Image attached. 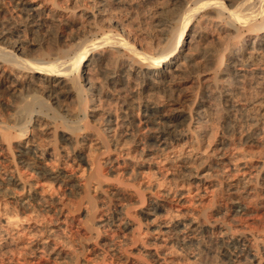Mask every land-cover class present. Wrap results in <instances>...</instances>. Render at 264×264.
<instances>
[{
  "label": "bare ground",
  "instance_id": "6f19581e",
  "mask_svg": "<svg viewBox=\"0 0 264 264\" xmlns=\"http://www.w3.org/2000/svg\"><path fill=\"white\" fill-rule=\"evenodd\" d=\"M15 1L16 6L21 12L27 16H37L40 20L53 19L58 11L57 4L55 6H45L46 3L39 4L34 0ZM156 1L158 0H138L139 3L143 4H150ZM169 1L170 3H167V6H162L161 4V7H158L157 11L159 13L156 11L157 14L155 19L153 18L155 30L157 33L161 34L158 38L159 43L156 42L157 47L153 53L149 50L151 54L145 53L133 48L134 46H130L131 44L128 42L130 39H126L124 36L125 34H123L124 32L117 33L115 30L117 34L107 33L103 37V41L114 38L112 39L114 43H117V45H125L136 53V61L130 60L121 68H117V64L116 66H111L109 60L112 57H107L109 52L106 53V51L100 47L102 41H98L99 39L79 44L76 41L78 47L72 56L69 55L70 51L68 52V49L54 44L55 47H50L51 49L47 50L44 57H33L35 60H32L26 57L27 54L24 47L17 45L15 48L8 50L7 46L2 45L1 43L3 42L12 47L14 43L12 40L4 42L6 37L3 31L0 30V84L6 85L5 82H8L10 79L12 81L16 80L18 83L30 88H34L33 92L37 89L48 95L61 94L62 92H66L70 96L75 95L78 100L77 103L81 106L80 110L83 114L88 116H94L96 113L94 105L90 104L91 99L103 98L106 100H117L121 105L120 119L128 116V109L137 96L135 94L136 92L133 93V91L132 94L126 95L125 90L130 86L140 85L142 94L145 96V101L147 102L144 110L145 122L152 126L150 128H152L155 133L153 138L156 143H158L157 145L162 146L161 149L168 151L165 160L174 166L173 175L181 179L183 183L195 187L197 198L192 206H197L198 208L201 206V208L195 212L193 209L195 207L192 208L190 205L191 202L186 198L185 191L183 190L177 189L173 191L167 189L160 195L153 196V194L144 212L146 220L151 222L153 226V229L151 228V230H148L155 231L158 237L164 240V242H170L173 239H182L181 241L184 243L192 241L193 239L197 240L198 237L197 235L195 236V234H198L200 230L208 227L205 221L200 220L199 213L201 216L205 215L207 206H203V199L210 192L214 193L216 187L219 188L224 184L228 194V204L237 212L244 209L242 200L245 196L251 194L250 192L253 189H264V155L261 159L255 160L254 162L251 160L254 157L253 153L247 152L241 154L236 151L237 147L235 145L236 148H231L230 145L232 143L230 134H233L235 131L236 133L244 131L240 135H242V140L246 145L251 146L258 143L264 146V0H203V2H201V0L191 9L184 0ZM101 2L103 1L95 0L93 3L94 6L97 7V14L99 17H97L94 22L92 21L93 23H89V30H97L103 27L114 28L121 23L120 20L112 16H107L106 9L103 7L104 3L102 4ZM157 3H159V1ZM164 3H166L165 0ZM204 7H210L212 11L210 13L207 11L209 14L206 13L207 15H203L201 21L194 23L193 17L197 15L198 12L202 11ZM169 9L174 11L171 16H162V12ZM175 19H180V22L178 21L180 25L175 30H172L169 28L171 27L170 23ZM208 20L212 22L214 28L221 30L220 34L213 35L214 33L211 34L207 31L208 29L207 25H205V21ZM146 29V34H148ZM151 33L154 34L153 32ZM75 37L76 36H74L73 39H75ZM158 39H156V41H158ZM201 40H206V42L213 41L214 43L221 42L222 47L217 51L216 48H214L215 46L211 44L213 46L208 47L201 45L202 47L197 49L196 44L199 42L201 43ZM114 49L115 48H113V51H115ZM134 52L132 53L133 55L135 54ZM110 54L113 55L114 53ZM202 59L206 60L205 64L202 62ZM6 64L12 65V72H8ZM201 66L204 67L202 78H200L201 73L199 74V71H197ZM247 76L248 78H250L249 76L254 78L253 83L249 84L246 82L247 85L255 90L253 94L252 90L250 92L245 84V78ZM14 83L15 82H13V84ZM10 84L8 83V85ZM12 89L14 96L19 97L20 90L13 87ZM26 89L28 90V88ZM156 92L165 93L169 104L165 102L162 103L159 100L160 98L158 100L151 99L150 96L154 95ZM174 92H176L178 96H174ZM57 96L58 95H56V97ZM29 97L32 98L26 100L23 98V103L18 100L20 105L18 103V105H15L19 121L22 122L21 129L24 132L18 136L14 133L16 135L14 136V134L10 132V129L6 128L7 130H3L0 133V169L3 170H0L2 171L0 174V194L8 198L9 202L17 204L19 211L30 210L31 212H38L39 205L42 203L46 204L49 209L54 210L52 206L55 204V201L48 198V196L40 191L38 187L40 181L34 176V174H36L41 180H51L59 186L69 183L71 186L69 184L68 186L75 187L74 190L77 193H84L88 197V202L92 205L91 209H93L95 205V197L92 193L101 195L106 191H111V193L113 192L115 195H121L125 189L121 185L103 178L100 172L99 157L96 156L91 158L90 154H88L89 151H91L90 149L98 150L100 156L102 154L108 155L112 149L117 147L119 149L121 148L119 147L122 144L118 139L119 134L117 133L118 135L116 136L114 134L118 129V119L117 116L114 117V112L110 110V112L107 113V120L105 119L106 127L103 133L98 131V133L92 134L91 136H84V133V137L76 136L74 128L65 125V127L57 129V126H53L54 124L50 125V123H44L40 120L38 126H36L35 129H30L31 131L29 134L25 135L26 132L28 133L27 127L29 123L26 115L30 114L28 116H32L33 105L43 103V99L38 95H29ZM80 110L78 113L81 112ZM220 111L225 112L222 122L226 127L225 135L211 141L213 126L215 127L213 123L217 120L215 118L218 117ZM14 115L12 117H14ZM187 115L189 117V122L184 126L182 125L183 122L180 123V119ZM57 137L62 142L68 141L70 144L72 143V148H70V150H68L69 148L64 150L66 153H63V146H57ZM183 137H186L187 140L182 144L183 149L179 150L176 148L177 145L174 146V144ZM122 145H124V143ZM87 149L89 151L86 153ZM70 157H72V161L77 159L76 161L79 162V164L82 163L85 165L86 173H84L85 176L82 178L83 181L79 179L75 180L73 175L67 173L63 166L55 168L49 165L50 161L54 160L60 162L62 158L67 159ZM106 158L108 159V157ZM102 164H104V162ZM141 166L144 165L141 164ZM23 170L30 171V175L24 177L22 173ZM83 172L84 170L82 173ZM243 172H246V174H240ZM219 182L222 185L219 184L220 186H218ZM127 191L128 190H126V192ZM132 193H135L136 202H144L145 198L144 200L141 199V193L139 194V192L135 190ZM143 197L144 196H142V198ZM116 198L117 197H115V199ZM59 202L61 201L58 200L57 203ZM91 209L87 211L88 214H91ZM127 209L120 208V212L118 211V213L111 218H101L102 216H99L101 215L99 214L98 217H100L99 222L101 225L97 226L96 224L95 227L99 228L103 225L114 226V229L123 230L124 235L127 234L129 229H132V225H134V223H132L133 219H131V214ZM57 210L58 208H55V213H58ZM160 211H165L166 214L168 213L167 216L160 218L158 216ZM12 217L13 216L10 215L5 219V223L1 222L0 224V250L11 249L12 246H16L17 243H19L16 237L10 235L13 226L18 220ZM17 217L18 216H16V218ZM93 217V219L96 218L95 216ZM138 225L141 226V223ZM26 227L31 230V232L35 230L40 231L35 232V234H40H36V237L30 240V243H27L30 244V249H32L34 254L38 253L40 257L47 254L53 257V259L56 258L62 262L74 258L70 248L66 247L68 242L66 244H60L61 246L56 242V237L59 236V231L62 229V225L58 223L57 219L48 227L42 225H38L37 227V225L33 224H29ZM97 228H95L96 230L93 229L97 231ZM93 229L92 226H87L85 231L91 236L93 234ZM223 229V235L230 234L227 236V238H229V245L231 244L239 248L237 253L228 254V264H260L264 262V256H262L258 250L249 251L248 249L251 239L258 240L259 238L262 239L261 237L255 236L253 232L246 229L234 231L229 225L223 226ZM182 231H187L193 235L188 236V238L185 236L180 238L179 233ZM139 233H141V230ZM71 239L74 240L75 238H70V240ZM111 239L107 238V236L106 238L100 237L99 241L101 242V247H99L100 245L96 246L91 241H85L83 244L88 248L90 255L84 263L107 264L108 262L105 263V256L109 254L111 256L109 257L111 258V260H109L110 264L112 259H117L115 264H148L143 259L130 260L129 256H124L122 254V246L117 241ZM65 240L68 241L69 239ZM24 245L25 247L27 246L26 244ZM159 245L157 246L159 247ZM166 247L164 243L160 249H154L153 251L152 249L150 251L148 250L146 254L149 257H156L157 264H167L170 260V253L166 252ZM242 251L245 253H240ZM137 253H139V251ZM37 263L42 264L41 262L39 263V261L35 264Z\"/></svg>",
  "mask_w": 264,
  "mask_h": 264
},
{
  "label": "rangeland",
  "instance_id": "374dc122",
  "mask_svg": "<svg viewBox=\"0 0 264 264\" xmlns=\"http://www.w3.org/2000/svg\"><path fill=\"white\" fill-rule=\"evenodd\" d=\"M34 1L38 2L39 4L46 3L47 5L45 4V6H51V5L55 6L57 4L56 6L58 7V11L55 17L53 19L40 20L38 19L39 17L34 16V15L27 16L18 9V7L16 6L15 0H0V30L3 31V34L6 37L4 42H6L7 40H12V42L14 43L12 47L9 45H6L3 42L1 43L2 45L7 46L8 50L15 48L17 45H20L25 48V52L27 54L26 57L29 59L35 60V58L44 57L47 50L51 49L52 47H55L56 45V46H60L62 48L68 49V52L70 51L69 55L72 56L74 55L73 53H75L78 47V45L76 44V41L79 44L82 42L84 43L86 41L88 42L91 40L96 41L97 39H99L98 41H102V43L100 44V47L103 48L106 51V53L109 52V54H107V57L108 58L112 57L109 60V62H111V66H116L117 64L116 66L117 68L124 67L130 60L136 61V58H135L136 53L131 48H127V46L125 45H117V43H114V41L112 40L114 38H112L111 40L107 39L108 40L107 42V40L103 41L104 39L103 37L107 33L115 34L116 31L117 33L124 32L123 34H125L124 36L126 37V39L128 38L130 39V40L128 39L129 40L128 42L131 44V45L129 44L130 46H134L133 48H136L137 50L145 52V53H149V51L153 53L156 50L157 43H159L158 38L161 36L160 33L156 32L155 25L153 22L157 14L156 11L158 7H161V4L162 6H167L170 3L169 0L167 1L165 0L166 3H164V0H158L159 3H157L158 1H156L150 4L139 3L138 0H102L103 2L101 3L105 4V5L103 4V7L106 9L105 11L107 13V16H112L120 20L121 23L117 25L118 27L117 26L114 28L113 27L112 28L103 27V28H98L100 30L97 29L98 30L97 31L96 29L89 30L90 29L89 23L90 24L93 23L95 19L99 17L97 14V7H95L93 4L95 0H81V1L80 0H66V1L65 0H58V1L57 0H34ZM184 1L186 2L187 6L191 9V8H194L201 0H184ZM204 1H207V0H204ZM201 2H203V0ZM207 11L210 13L212 11V8L204 7L202 11L198 12L197 15L193 17V22L197 23L201 21V18L203 15L209 14ZM173 12L174 11L172 9L171 10L169 9L167 11L165 10V12L164 11L162 12V16L170 17ZM178 21L180 22V19L173 20L170 23L171 27L169 28L172 30H175L176 28H178V26L180 25ZM205 25H207V29H208L207 31H209L211 34L214 33L213 35H216V34L218 35L221 33V30H217L216 28H214L211 21L209 20L205 21ZM145 29L147 30L148 34H146ZM151 32H153L155 35L152 34ZM74 36H76L75 39H73ZM156 39H158V41H156ZM147 42H148V45H147ZM211 44L215 46L214 48H216L217 51L222 47L221 42L214 43L213 41L206 42V40L205 41L201 40V43L199 42L196 44L197 46L196 48L199 49L202 46H208V47L213 46ZM113 48H115L114 49L115 51H113ZM133 52L135 53L134 55L132 54ZM110 53H114L115 55L114 54L112 55ZM202 62L205 64L206 60L202 59ZM201 67L197 70L199 71V74L201 73L200 78H202V75L204 72L203 71L204 67L203 66ZM6 69L8 70V72L13 71V67L11 64H6ZM249 77L250 78H248L247 76L245 78L246 85L247 83L251 84L254 81V78H252V76H249ZM10 82L11 84H13V82L15 83L11 85ZM8 83L11 86L8 85ZM5 84L7 86L4 84H0V133L3 130H7L8 128L10 129V132L12 134L16 133L17 136L21 135L24 132L21 129L22 122L19 121V118H18L19 116L17 113V109L15 110L16 108L15 105H18V104L20 105V102L23 103L24 100L31 99L32 97H29V95L30 96L38 95L41 99H43L42 100L43 103L33 105L32 116H28L30 114L26 115L27 116L26 118H28L27 120H29L28 121L29 123L27 127L28 133L26 132L27 134L25 133V135H28L32 129H35L36 126H38V122H40V120L41 122H44V123H50V125L54 124L53 126L55 127L57 126V129H61L65 127V125L68 127L74 128L76 136H82V137L86 135L91 136L92 134L98 133V131L103 133L105 132L104 129L106 127L105 121L107 120V113L110 112V110L111 112H114V117L117 116V119H118L117 120L118 129L116 130L114 134L115 136L119 134L118 139L120 140V143L122 144L124 143V145L121 144L119 146L121 147L120 149L118 147L115 149H112L110 151L112 153L109 152L108 155L102 154L99 156V151L96 149H90L91 151L87 149L86 153L87 151H89L88 154H90L91 158L98 156L99 163H100V172L103 178L115 184L121 185L125 189V191L121 195L120 194L115 195V193L113 192L111 193V191H106L101 195L96 194L97 196L94 193H92L95 197V205L93 206V209H91L92 205L88 202V197L84 193H77L74 190L75 187L74 188L73 186L70 187L71 185L69 183L61 184L59 186L57 183L52 182L51 180H41L40 177L34 174V176L38 178L40 181L39 182L40 184L38 185L40 191H42L43 194L48 196V198L53 199L55 201L54 202L55 204H53L52 207L54 208V210L55 208L56 209L58 208L57 210L58 213H55L54 210L49 209L46 206V204H43V203L39 205L38 212L37 211L31 212L30 210L19 211L17 204L9 202L8 198L0 194V224L1 222L5 223V219L9 217L10 215L13 216L12 218L16 220L18 219L17 223L13 226L12 228L13 230H11L10 235L12 237H16L19 242L17 243L16 246H12L11 249L8 248L7 250L6 249H1L2 251L0 250V264H23V263L29 264L30 261H31L30 264L31 263L35 264L38 261L39 263L41 262L42 264L44 263L45 264H85L84 262L89 257L90 253L88 251V248L83 243L85 241H91L96 246L97 245L99 246L101 244V242L99 241L100 237L106 238V236L109 239L112 238L111 240L117 241L122 246V249H123L122 254L127 257L129 256L130 260L143 259L148 264H157V261H156L157 258L154 256L149 257L147 256L146 253L148 250L150 251L151 249L152 251L154 249H157V250L160 249L162 245L165 243L167 246L165 248L167 250L166 252L170 253L169 254L170 260L167 262V264H228V260H227L228 254L230 255L231 253L232 254L237 253V251H239L238 250L239 248L232 246L231 244L229 245V238H227V236H229L230 234L223 235L224 233L223 226H226V225L227 226L229 225L230 227H232L234 231H240V230L246 229L248 231L253 232L255 236L261 237L262 239L259 238L258 240L251 239L249 241L248 249L249 251L258 250V252L262 256H264V189L262 190L253 189L250 192L251 194H248L242 200L244 209L237 212L233 210V208H231V206L228 204V200H227L228 194L226 192L227 190L223 184V181H222L223 185L219 182L218 186L222 185L220 186L221 188L216 187V190H214L215 194L210 192L203 199L202 203H203V206H207V209H206L207 213L205 212V215L203 216H201V214L199 213V216H200L201 221H205V223L208 224V227L206 229L200 230L198 234H195V236L197 235L198 237L197 240L193 239L192 241H188L187 239L188 242L183 243L181 241L182 239H179V240L173 239L170 242L168 241L164 242V240H161L160 237H158V234L155 231H149L151 230V228L153 229V226L151 222H148L146 220V216L144 212L146 211V208L149 205L148 201L150 200L153 194H154L153 196L160 195L162 194L164 190H167V189H171L173 191L177 189L183 190L185 191L186 198L190 200L191 206L193 205L197 197L195 194L196 189L193 185L185 184L182 182L181 179H178L176 178V176L173 175L174 166L171 163H169L167 160H165L166 159L165 157L168 155V151L161 149L162 146L157 145L158 143H156L155 139L153 138V136L155 135L154 130L150 128L152 127L150 124L145 122L146 118L144 116V113H145L144 110H145V105L147 104V102L145 101V96L142 94L140 85L137 84L132 87L130 86L128 87L127 90H125L126 95L132 94V91H133V93L136 92L135 94L137 96L134 102L131 104L132 106L130 105L128 109V116L126 118L120 119L121 118L120 117L121 115L120 106L121 105H120V102H117V100H106L103 98L102 99L94 98L95 100L91 99L90 104L94 105L96 109V113L94 116H88L86 114H83V112L80 110L81 106L79 103H77L78 100L75 97V95L70 96L66 92H62L61 94L60 93L56 94L58 95L56 97L55 94L48 95V94L40 92L37 89H35L34 91L35 93H34L33 92L34 88H30L26 85L18 83V81L16 80L12 81L10 79L8 82H5ZM12 87L20 90L19 97L14 96ZM26 88H28V90ZM247 88L250 92L252 90V94L255 92V90H253V88L250 87L249 85H247ZM137 91H140L141 93ZM43 94H45L46 96ZM173 94L174 96H178L176 92H174ZM150 98L151 99L153 98L156 100L160 98L159 100L162 103L165 102L169 104L167 95H165V93L163 94V92H156L154 95H151ZM18 100H20V102ZM43 105L45 108L43 107ZM36 110L37 111L40 110V111L37 112ZM79 110L81 111L80 113H78ZM13 112L15 115L13 114ZM218 114H219L218 115L219 119L217 116H216L217 118H215L218 121L215 120L213 123L215 127L213 126V133H212L211 141L216 140L217 138L223 137L225 135L226 127L224 126L225 124H222L225 112L220 111ZM13 115L14 117H12ZM180 121H181L180 123L183 122L182 125L185 126L189 122L188 115L185 117H182ZM243 132L244 131H242L241 133H238V132L236 133L235 131L233 132V134H230L231 139H232V143L230 144L231 148H234L236 146L237 147V148L235 147L236 151H238L241 154L247 153V152L253 153L254 157L251 160H253L254 162L255 160L261 159L262 156L264 155V146L258 143L256 145H251V146L246 145L244 141L242 140V137H241L242 135H240ZM83 133H84V136H83ZM16 135L14 134V136ZM186 140H187L186 137H183L180 140H177L174 146L177 145L176 148H178L179 150L180 149L182 150L183 149L182 144L185 143ZM71 144L68 141L62 142L61 140H59V138L57 139V146H63V149H62L63 153L65 152L64 150L68 148H69L68 150H70V148H72L73 144L72 145ZM64 147H67V148H64ZM106 157H108L109 160ZM71 158L72 157L67 158V159L62 158L60 162L53 160L49 162V165H51L52 167L54 166L55 168L63 166L66 169L65 171L73 175L75 180L79 179L80 181H83L82 178H84L85 176L84 173H86V168L84 167L85 165H83L82 163L79 164V162L76 161L77 159L72 161ZM103 162L104 164H102ZM141 164H143L144 166H141ZM83 170L84 172L82 173ZM2 171H0V174L2 173ZM22 173L24 174L23 175L24 177H28L30 175V171L28 170H25V171L23 170ZM244 173L246 174V172H243L240 174H244ZM121 182L122 183L124 182L125 184L124 183L122 184ZM68 184L70 186H68ZM126 185L127 186L129 185L128 189ZM133 189L135 191H138L139 194L141 193L140 194L141 199L144 200L145 198L143 203H138L135 201L136 196H135V193L134 194L132 193L134 191ZM126 190L128 191L126 192ZM114 196L117 198L115 199ZM142 196L144 197L142 198ZM79 197L81 198V200ZM58 200L61 202L57 203ZM120 208H125V209L129 208L127 209V211L129 210L128 212H130L131 214V219H133L132 223H134V225H132V229H129V232L127 234L124 235L123 230H120V229L118 230L116 228L114 229V226H104L103 225V226H100L99 228L95 227L96 224L97 226L101 225L99 222L100 217H98L99 214H101L99 215V216H102L101 218H105V217L111 218V217H114L115 214L118 213ZM192 208L195 210V212H197V210L200 209L201 206L200 208H198L197 206H192ZM90 209L92 210V212L91 214H88L87 211ZM167 214L165 211L164 212L160 211L158 216L161 218V217L167 216ZM16 216L18 217L16 218ZM66 216H69V217H66ZM93 216H95L98 219L96 218L93 219L94 218ZM56 219L58 223L62 225V229L61 231H59V236L56 237L57 238L56 242H58L59 246H61L60 244H66L68 242L67 243L68 245L66 244V247L70 248V251L74 257L73 259H68L66 261L64 260L63 262L56 258L53 259V257L47 254H45L43 257H40L38 253L34 254L32 249H30V244H27L30 240L36 237V234L37 235L40 234V233L35 234V232H40L39 230L38 231L35 230L31 232V230H29L26 227L27 225L33 224V225H37V227L38 225L48 227L49 225L53 224L56 221ZM212 219H215V220H212ZM44 221L45 222L47 221L48 223L47 222L45 223ZM85 221H88V222H85ZM146 221L148 222V224ZM206 221H208L210 224ZM225 222H228V223H225ZM139 223H141V226L138 225ZM45 224H47L48 226ZM85 224H86V227L92 226V229L97 228V231H95L96 229L95 230L93 229V234L90 236L85 231V228H86ZM140 230H141V233H139ZM179 234H180V238H183L184 236L188 238V236L193 235L187 231L185 232L182 231ZM70 238H75L76 240L75 239L70 240ZM65 239H69V240L67 241ZM24 244H26L27 246L25 247ZM157 245H159V247ZM101 246L102 245H100L99 247ZM130 250L131 251L133 250L134 252L133 251L131 252ZM138 251L139 253H137ZM240 253L244 254L245 252L243 253L242 251ZM109 257H111L109 254L105 256V263L108 262L107 264H110L109 260H111V258ZM115 261H117V259H112L111 264H115L116 263ZM260 264H264V262H261Z\"/></svg>",
  "mask_w": 264,
  "mask_h": 264
}]
</instances>
